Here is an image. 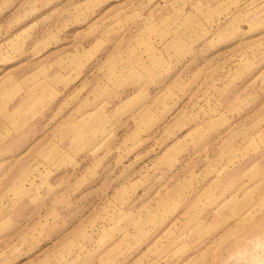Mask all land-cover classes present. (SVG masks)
Returning a JSON list of instances; mask_svg holds the SVG:
<instances>
[{
  "label": "rangeland",
  "instance_id": "obj_1",
  "mask_svg": "<svg viewBox=\"0 0 264 264\" xmlns=\"http://www.w3.org/2000/svg\"><path fill=\"white\" fill-rule=\"evenodd\" d=\"M0 264H264V0H0Z\"/></svg>",
  "mask_w": 264,
  "mask_h": 264
}]
</instances>
